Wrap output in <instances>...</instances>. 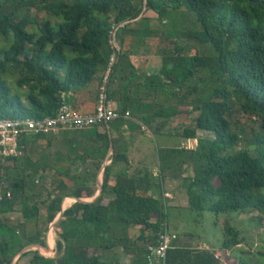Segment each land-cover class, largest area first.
I'll return each mask as SVG.
<instances>
[{"label":"trees","instance_id":"16d2710c","mask_svg":"<svg viewBox=\"0 0 264 264\" xmlns=\"http://www.w3.org/2000/svg\"><path fill=\"white\" fill-rule=\"evenodd\" d=\"M182 5L195 14L198 29L166 32L147 24L150 18L146 12L152 11L162 22L168 9ZM29 6L45 10L48 17L37 22L25 14ZM112 25L118 26L115 39L119 51L108 84V99L117 104L115 108L121 114L128 111L133 116L135 112L140 120L151 124L162 119L156 125L159 134L165 119L188 115L180 105L189 106L197 112L193 127L175 134L196 139V146L163 148L158 155L159 176L140 168L113 174L117 163L128 164L126 150L119 143L121 134L110 140L107 129L98 133L100 126L89 128L88 146L76 155L78 160H91L99 169L110 141L113 143L111 162L102 172L101 194L92 202L76 201L67 207L54 226L56 257L47 258L37 250L23 252L20 257L32 254L29 264H101L93 248L116 246L132 256L131 264H148L147 246L155 243L162 222L168 223L167 207L156 192L162 194L165 172L186 160L191 175L180 173V177L189 209L216 215L254 209L264 214V0H0V42H4L0 46V118L53 115L67 102V94L91 83L98 68L106 64ZM153 35L184 37L212 48V53L203 55L174 42L171 48L160 51L159 82H154L156 76L150 77L147 86L155 94L163 93L160 101L132 93L136 74L128 52L135 40L143 43ZM125 63L131 74L123 84H115V73ZM12 83L25 91L12 93ZM200 89V96H192ZM238 113L257 120V130H252L250 138L233 129ZM124 122V117L115 120L118 130ZM197 131L205 135L199 138ZM242 139L248 141V147L236 149ZM56 140V135L39 134L22 142L25 149L37 142L50 149ZM57 141L67 146L68 153L79 152L80 148L72 143L79 144L81 137ZM23 154L22 165L17 164V158L0 162V183H5L0 194L11 193L10 198L0 201V264H12L28 246H46L40 225L53 222L65 197L91 198L96 191L95 186L85 182L72 187L65 183L62 177L69 176L71 164L57 166L49 189L40 179L36 186L34 177L39 174L42 178L46 167ZM41 190L45 191L43 199ZM69 197L63 206L73 199ZM14 211L21 213L23 223L9 219L7 214ZM116 226L139 227V234L133 240L116 236ZM224 233L222 249L232 250L242 243L234 226L226 225ZM52 240L49 233V244ZM214 254L212 249L174 244L166 251L164 264H219ZM238 264L258 263L239 258Z\"/></svg>","mask_w":264,"mask_h":264},{"label":"rangeland","instance_id":"374dc122","mask_svg":"<svg viewBox=\"0 0 264 264\" xmlns=\"http://www.w3.org/2000/svg\"><path fill=\"white\" fill-rule=\"evenodd\" d=\"M133 2L139 3L140 0H133ZM28 8L29 9L26 10L25 14H28L29 16L33 17L37 22H41V20L48 17L45 10H35V8L31 6H29ZM146 15L150 18L147 24L151 28L157 30H164L166 32H181L195 30L199 28L196 22L195 14L189 11L185 5H182L181 7L176 9H168L166 14L164 15V20L162 22L155 17L156 15L152 11L146 12ZM144 41L145 42L142 43L137 42V40H135L134 46H132L131 48L140 49V51H144L147 55L151 54L157 57L160 56V51L162 49L171 48L174 42H179L180 44H183L188 47L191 53L195 51L203 55H208L212 53L211 46L201 45L195 40L184 37L175 38L168 35H153L144 39ZM127 43L129 44V42ZM3 44L4 42H0V46H2ZM103 69L104 67L100 66L97 72L95 73V76L93 77L91 83H89L83 88H75L74 91L80 89H84L86 91L95 89L98 76L101 72H103ZM146 80H144L145 83L148 82V79ZM154 82L156 84L159 82L158 76L154 77ZM192 82L193 81L191 80L188 83L191 84ZM204 86L205 85H203L202 88H204ZM10 88L12 93L22 94L25 91L24 89L18 88L13 83L12 85H10ZM159 93L163 95L161 91ZM202 93L203 92L200 89L197 93H194L192 96H200ZM142 95H144L142 97L145 98H154L155 96L154 92H152V89L148 90V88H146V90L144 89V94ZM110 103L112 104L111 101ZM180 107L181 110H188V115L184 118L182 117L179 119H165L163 123V130L160 131V134L156 130V125H152L149 121L146 122L144 120H140L138 116L135 115V112H133V116L137 120L134 121L135 127L131 129L129 134L123 135V137H121L122 139L119 142L121 145V149H124L127 152L128 164H126L125 162L117 163L113 168V174H116L117 172H119V170L122 169L127 170L129 173H132L136 168H140L146 170L148 169L150 171H152V169L155 171L157 170L156 173L158 174L156 176H159L158 171L160 170V162L158 155L163 149L161 142V138L163 136L161 137L160 135L167 134V137H169L170 140H173L174 142L177 141L178 138L176 137L175 133L182 131L184 128L193 127V120L197 114V112L192 111L189 106L180 105ZM237 119L238 121L237 123L234 122L233 129L243 137L246 133L245 138H250L253 134L252 130H257V120L243 113H238ZM173 120L175 121L174 125H171V122ZM158 121L161 122L163 120L157 119L156 122ZM131 123V120L125 122V124L129 125H131ZM114 125H116L115 121H111L110 127L113 128ZM177 127H179L178 130L175 129ZM242 130L244 131V133L242 132ZM87 132L88 130L59 131V134L57 133L56 137L57 140H60V138H63V136H78L81 134H87ZM204 135L205 133L197 131V136L199 138L203 137ZM48 136L50 137L51 135ZM184 139L185 143L184 145L180 146L181 148H195L197 142L196 139ZM57 140L55 141V145H53L50 149L44 148V144L40 142L34 143L33 145L26 147L25 149L26 155H28L33 161L39 162V166L46 167V170L44 172L40 170V172H42V178L39 177V174L38 176L34 177V183L36 186L39 185L36 180L40 179V182L43 183L45 189H49L50 187H52V182H54L55 170L57 166H62L61 168L67 166V164L62 161L60 163L58 162V159H60L59 157H62L65 154L66 148L60 143H58ZM247 143L248 141L246 139H242V141L236 146V149L245 148L246 146L248 147ZM249 149L253 154L254 151L251 145ZM41 154H47L48 157H45L43 159L41 157ZM17 159V164L22 165V157H19ZM1 160L5 159L0 157V162ZM187 161L188 160H186V163L183 165L177 166L176 168L170 171H166L164 174L165 177H163L162 181V187L173 194V198L171 200H168L167 202V221L169 230L177 233L178 235L177 242H185L192 245L195 244L196 246L194 245L193 247L212 249L213 251L218 252L220 254L223 261L229 260L233 264H238L239 258L250 262L257 261L258 264H264V214H261L254 209H248L246 212L240 214L232 212L219 213L217 215L210 212L197 213L189 209L184 182L183 179L180 177V173H182V175L184 176L191 175V169L189 167V163L187 164ZM4 163L5 162L1 164L4 165ZM99 169H97L93 161H90V163L84 164V166L80 169L79 172L74 169L71 171L73 175L69 174V176H64L62 177V179L68 186L72 187L75 184L84 183L83 181H86V178H92V180H90L89 182L93 184V186L97 187V183L94 180V177L99 173ZM2 173L3 170H1L0 168V175ZM98 181H102L101 171L99 173ZM1 186H5V183H0V188ZM41 191L42 192L40 197L43 199L45 198V191ZM34 192H38V190H34ZM156 194L161 195V191H157ZM41 212L43 214L44 210H41ZM154 220L155 217L152 218V221ZM226 225H232L240 232L239 238H241L242 243L241 245L234 247L232 250H224L221 248V244L226 238L224 233V227ZM41 228L43 229V235L46 236L47 234H49V226H45V224L42 223ZM114 233L116 236L121 237H127L130 234L132 235V238H135L139 234V227L130 226L122 228L120 226H116L114 228ZM51 234L54 238L56 237L55 230H53ZM198 243L199 245H197ZM35 247L36 246L33 245L29 248L37 250ZM41 249L39 248L38 250H40L43 255H50V251H47L48 253H45V250H47L46 248L44 249L43 247V249Z\"/></svg>","mask_w":264,"mask_h":264},{"label":"built area","instance_id":"2783aa9c","mask_svg":"<svg viewBox=\"0 0 264 264\" xmlns=\"http://www.w3.org/2000/svg\"><path fill=\"white\" fill-rule=\"evenodd\" d=\"M118 26L112 25L108 46L111 50L98 84L95 96L94 107L90 111H79L72 106L63 103L61 107L53 115H47L42 118H0V157L19 158L23 156L25 144L23 140L34 135H56L64 129L69 130H88L93 126H108L111 121H115L120 117L128 118L129 112L121 114L111 104L108 96V84L110 81L113 67L117 62V52L119 46L116 43L115 35ZM110 159L106 160V164L110 163ZM37 182V180H36ZM10 191L0 194V201L10 198ZM164 207L168 206V200L173 195L166 190H162L161 194ZM49 232L52 230L53 223L48 224ZM178 238L177 233L170 231L168 223L162 222L161 230L157 234L155 243L147 246L146 260L148 264H164L166 251L174 245ZM40 252V250H37ZM215 258L220 260V254L215 253Z\"/></svg>","mask_w":264,"mask_h":264},{"label":"crops","instance_id":"0c3cea01","mask_svg":"<svg viewBox=\"0 0 264 264\" xmlns=\"http://www.w3.org/2000/svg\"><path fill=\"white\" fill-rule=\"evenodd\" d=\"M128 41H130V38L128 39ZM127 45H129V44H127ZM128 54H129V62L132 65V68H133V70L135 71V74H136V79L133 82V86H135V87H133L132 93L135 96L138 95V96L142 97V96H144V95H142V94H144V89L146 90V87L149 85V81L145 83L144 80H146V79H148L150 77L157 76V73H158V71L160 69V66H161V58H160V56L156 57V56L151 55V54L147 55V54H145L144 51H142V50L140 51V49H137V48H135V49L134 48H132V49L130 48V52H128ZM130 74H131V68H129L127 66V63H125L122 66H120V68L116 71L115 76L113 78L114 79L113 82L115 84H118V83L119 84L120 83L123 84L124 82H126L125 79ZM101 75H102V72L98 76L95 89L88 90V91H86L84 89H80V90H76V91L73 90L72 92L67 94L66 95V101H67L66 104L72 106L73 108H75V109H77L79 111H90V110H92L93 107H94L95 96H96V93H97V88H98V84H99ZM150 88H148V90ZM154 95H155L154 98H156L158 101H160L163 98V95L160 94V93H156V94L154 93ZM111 102L113 103V105L117 106V104L114 101H111ZM182 116L183 115H180V116L176 115V116H173L171 118L179 119V118H182ZM130 120L132 121L131 125L125 124V122L130 121ZM134 121H137L135 119V117H133L132 115H129L128 118H125V122L119 128V130L117 129L116 125H114L113 128L110 127V125H109V127L106 126L107 128L106 127H99L97 129V132L98 133H103L107 129V132L109 133L110 139L112 137H116L117 135H119V133L123 137V135L129 134L131 129H133L135 127V122ZM174 122L175 121L173 120L171 122V125H174ZM157 124H158V122H154L152 125H157ZM175 129L178 130L179 127L175 128ZM61 131H63V130H61ZM91 131L92 130H88L87 134H81V135L77 136V138L81 137V142L79 144L78 143L76 144L75 142L72 143L73 146H76V147L78 146L81 149V150L79 149V152L77 154L68 153L67 146L62 144V146H64L66 148V152H65V154L62 157H59V158H60V160L62 162L66 163V164H71L73 166L72 169L69 172L70 175H73V173H71L72 170L76 169L77 172H79L80 169L84 166V164L90 163V161H91V160H88V159H86L85 161H80L76 157V155H81L82 154V148L88 146V144H87V136L89 135V133ZM160 136L161 137L163 136L161 138V142H162L163 148H166V147H180L181 145H184V143H185V139L183 137H180V136H176L178 139L175 142L173 140H170V138L167 137V134H161ZM70 137H66V136L64 137L63 136V138H60L59 141L60 142H63L64 140L66 141ZM126 156H127V152H126ZM108 159H110L109 150H108V152L106 154V157H105L104 161L102 162V164L100 166L99 173L101 171V167L104 164H105V166L109 164V163H107V164L105 163L106 160H108ZM5 164L6 163H4V165ZM152 171H151L152 174H154V175L158 174V173H156L157 170L155 171V170L152 169ZM99 173L94 177L95 178L94 180L96 181L97 184L99 182L98 181L99 180ZM90 180H92V178L91 179L86 178V181H83V182H85V183L90 185L91 184L89 182ZM92 185L93 184H91L90 186H92ZM162 190H165V189L162 187ZM166 191H168V190H166ZM97 192H98V187H96V191H95L94 195L91 198H82V199L83 200H91L95 196V194H97ZM68 197L69 196H67L65 198H68ZM69 198H74V197H69ZM64 199H63V201H64ZM63 201H62L61 209L64 208V210L67 207L71 206V204H73L75 202V200L71 199L70 201H68L66 203V206L64 207L63 206ZM7 216L10 218V220L15 221L13 223H23V221H24V219L22 218V215H21V213L19 211L10 212L9 214H7ZM57 216H58V214H57ZM57 222L58 221H56V223H53V227H52L53 230H54V225L57 226ZM28 225L30 226L31 224L29 223ZM40 227H41V225H40ZM53 230H51L49 233H51ZM42 234H43V229H42ZM55 236H56L55 238L53 236H52L53 238L51 237L53 239L52 240V242H53L52 244H49V242H48V234L45 236L46 246L44 247V249L46 248L47 251H50V255L49 256L48 255H44L47 258L56 257V250H55V241L57 239L56 233H55ZM127 238L129 240L135 239V238H132V235H130V234L127 236ZM177 239H176V241L174 243L177 246L193 247L195 245V244L192 245V244L185 243V242H179L178 243ZM197 245H199V243ZM35 248L38 250L39 248H43V247L38 246V247H35ZM31 250L33 251L35 249H31ZM31 250H28V251H31ZM92 251L99 256V258L101 260V264H131V260H132L131 257L132 256L129 253H127L121 246L112 247L111 249H102L100 247H97V248H93ZM39 253L42 254L41 252H39ZM215 253H218V252H215ZM31 257H32L31 253H28L27 255L21 256V257H20V255L19 256L16 255L15 258L13 259V263L12 264H29V260H30ZM218 261H219V264H231L232 263L229 260H227V261L224 260L223 261L222 258H220V260H218ZM221 261H223V262H221Z\"/></svg>","mask_w":264,"mask_h":264},{"label":"water","instance_id":"95a60500","mask_svg":"<svg viewBox=\"0 0 264 264\" xmlns=\"http://www.w3.org/2000/svg\"><path fill=\"white\" fill-rule=\"evenodd\" d=\"M112 153H113V143H112V141H110V144H109V155L111 156ZM104 167H105V164L101 167V172H103ZM101 185H102V181L101 182H98V184H97L98 192H97V194H95V196L91 200H83L81 198H73V199L75 200V202L76 201H80V202H92V201H94L101 194V189H102L101 188ZM63 211H64V208L61 209V211L58 213V216L55 217V219L53 220L52 223H55L56 221H58V219L61 217V214H62ZM34 246L38 247L37 245H34ZM29 247L30 246H28V247L24 248L23 250H21L17 254V256L21 255L23 252H26V251L30 250L31 248H29Z\"/></svg>","mask_w":264,"mask_h":264},{"label":"bare ground","instance_id":"6f19581e","mask_svg":"<svg viewBox=\"0 0 264 264\" xmlns=\"http://www.w3.org/2000/svg\"><path fill=\"white\" fill-rule=\"evenodd\" d=\"M73 200H74V199H73ZM65 206H66V205H65ZM65 206H64V207H65ZM50 236H52V234H51V233H50ZM40 249H41V248H40ZM42 249H43V248H42ZM42 249H41V250H42ZM45 252H46V253H48V252H47V250H45Z\"/></svg>","mask_w":264,"mask_h":264}]
</instances>
